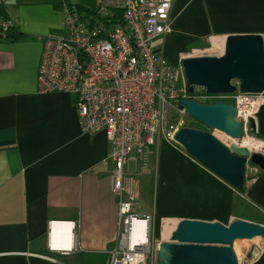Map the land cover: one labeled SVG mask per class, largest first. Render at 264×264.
Wrapping results in <instances>:
<instances>
[{"label": "crops", "instance_id": "crops-1", "mask_svg": "<svg viewBox=\"0 0 264 264\" xmlns=\"http://www.w3.org/2000/svg\"><path fill=\"white\" fill-rule=\"evenodd\" d=\"M65 3L94 6L85 0H14L6 7L4 20L29 38L0 35V264H108L119 236L106 134L83 132L73 94L37 90L43 41L65 29ZM172 18V30L153 47L175 65L205 44L221 55L231 34L264 39V0H173ZM154 149L149 168L133 159L125 168L136 214L150 215L161 227L181 219L264 225V170L247 169L238 193L179 144L159 136ZM132 163L141 171L131 172ZM64 221L73 224L68 251L52 246L59 235L55 223ZM262 255L259 250L245 264H264Z\"/></svg>", "mask_w": 264, "mask_h": 264}, {"label": "built area", "instance_id": "built-area-1", "mask_svg": "<svg viewBox=\"0 0 264 264\" xmlns=\"http://www.w3.org/2000/svg\"><path fill=\"white\" fill-rule=\"evenodd\" d=\"M172 5L173 0H96L91 8L65 3L66 35L43 41L37 90L73 94L83 132H104L112 147L119 236L108 264H159L160 241L153 238L152 218L133 211L136 195L126 187L125 168L131 159L148 167L159 136L175 143V131L189 116L181 99L216 102L232 96L243 133L238 144L256 138L262 146L250 154L264 155V137L251 127L264 93H244L238 86L232 95L207 93L201 87L190 94L180 66L154 49L153 41L172 30ZM12 25L0 21L3 31ZM169 112L185 117L168 122ZM247 169L258 167L248 161Z\"/></svg>", "mask_w": 264, "mask_h": 264}, {"label": "water", "instance_id": "water-1", "mask_svg": "<svg viewBox=\"0 0 264 264\" xmlns=\"http://www.w3.org/2000/svg\"><path fill=\"white\" fill-rule=\"evenodd\" d=\"M182 80L188 93L201 87L211 94L231 95L239 89L250 94L264 93V39L259 34H231L219 56H187L179 61ZM196 122L210 130L182 127L173 140L209 170L243 191L247 162L264 170V155L240 146L241 121L233 103L180 100ZM252 120L253 132L264 137V103ZM228 137L225 141L211 131ZM264 236V225L245 219L229 224L219 221L181 219L170 241L159 243V264H240L234 249L237 240Z\"/></svg>", "mask_w": 264, "mask_h": 264}, {"label": "rangeland", "instance_id": "rangeland-1", "mask_svg": "<svg viewBox=\"0 0 264 264\" xmlns=\"http://www.w3.org/2000/svg\"><path fill=\"white\" fill-rule=\"evenodd\" d=\"M14 0H6V1H0V21L6 19V17H8L7 15V10L6 7L10 6L11 2ZM87 2L88 5L93 6L95 5V0H85ZM67 33V28L65 27V29H63V31L59 34V37H64ZM220 49H218L217 47H212L208 44H205L203 46V48L200 49H196L195 51H190V53L187 56H206V55H210V56H214V54H219ZM182 78V75H181ZM211 102V101H210ZM230 103H233V100L229 101ZM185 116H179L176 113H172L169 112L168 113V122H178L181 118H183ZM186 122L187 121H195L191 116H186L185 117ZM202 128L208 129L206 126H204L203 124ZM217 138H219L222 141H225L227 139V136L225 133L221 132V131H217V130H212L211 131ZM162 138H164L163 136H161ZM141 167V166H140ZM137 167L135 168V164L132 163L130 171L131 172H135V171H141V168ZM149 168V167H148ZM127 171V169H126ZM246 171H247V167H246ZM236 192H242L239 190H236ZM254 213V211H252ZM250 215V214H249ZM165 223V221H164ZM163 223V226H164ZM153 224V228H152V235L154 236L153 238L155 240L158 241H170L171 239V234L168 237H164L163 236V226L161 227V223L159 222H155L152 221ZM156 233H158V235H156ZM234 249L235 252L238 256L239 262L241 264H245L246 260H248L250 258V256L254 257L256 256V253L259 252V250H263V258H264V237H255L253 239H242V240H238L237 242H235L234 244ZM157 256L154 255L153 258H156Z\"/></svg>", "mask_w": 264, "mask_h": 264}, {"label": "bare ground", "instance_id": "bare-ground-1", "mask_svg": "<svg viewBox=\"0 0 264 264\" xmlns=\"http://www.w3.org/2000/svg\"><path fill=\"white\" fill-rule=\"evenodd\" d=\"M215 44H217V42H215ZM243 146L246 150H251V149L259 148L260 146H262V142L257 140L256 138L250 137L243 141ZM140 225L141 223L138 222L137 226H140ZM176 225H177V220H166L163 226V236L168 237L170 233L176 228ZM72 228H73V224L68 221L55 223L54 229L56 232L59 233V235L57 234L55 235L52 241V246L55 249L68 251L73 247V238H74L73 236L74 235L72 232ZM261 237H264V236H261Z\"/></svg>", "mask_w": 264, "mask_h": 264}, {"label": "trees", "instance_id": "trees-1", "mask_svg": "<svg viewBox=\"0 0 264 264\" xmlns=\"http://www.w3.org/2000/svg\"><path fill=\"white\" fill-rule=\"evenodd\" d=\"M0 35H5L7 38H9L12 41H23L26 38H29L28 35L21 32L20 29L15 26H11L4 31L0 26ZM182 127H192V128H197L201 130H207V129L202 128L201 123H198L196 121H187ZM260 137H263V136H260Z\"/></svg>", "mask_w": 264, "mask_h": 264}]
</instances>
